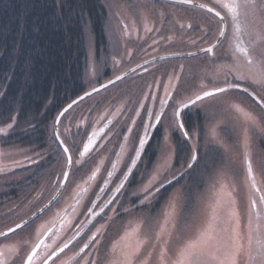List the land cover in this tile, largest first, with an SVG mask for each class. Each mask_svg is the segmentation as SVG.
<instances>
[{
    "label": "flooded vegetation",
    "instance_id": "flooded-vegetation-1",
    "mask_svg": "<svg viewBox=\"0 0 264 264\" xmlns=\"http://www.w3.org/2000/svg\"><path fill=\"white\" fill-rule=\"evenodd\" d=\"M135 1L137 0H131L130 2L134 3ZM138 1H140L139 3L144 2L146 4L145 8H148L146 10L154 9L155 14L151 18H148L144 14L142 17L137 18L138 23L136 22L132 27H129V25L133 19H130V21L129 19L124 20L122 25L120 24L116 29L118 37L115 44L110 43L107 27H105L106 43H95L93 48V56L99 62H102L101 64H103L104 68L98 81H101L103 77L106 78L105 81L98 83V86L121 77V79H117L104 88H113L107 96H117L132 84L141 86L138 96L140 99H138L139 102L135 108L136 110L132 111L129 108L126 112L122 113L125 110L122 109L121 113H119V109L117 108L110 111L108 115L102 111L101 116L98 115L96 119L89 123L87 122V118L91 112L93 110L100 111L103 107H97L100 103V101H97L89 109L84 110L80 114L79 119L83 123L84 128V133L81 134L82 138L80 139L81 144L77 145L79 147L77 152L80 154L81 160H83L80 164V170L84 176H82L83 180L80 188L67 201L65 200L66 198L61 201L73 172L74 155L76 156L74 147L66 144L72 154V167L60 196L43 213L27 222L23 228H18L15 232L8 233L6 237L0 236V261H3L4 264H24L26 257L38 244L39 248L36 249V255L33 257L32 264H44L48 256L56 252L66 241L71 240L77 232L80 233L79 236L72 241L64 252L48 260V264H97L95 245L100 238H102V242L106 240V234H104L106 231L101 224L107 220L110 211L118 213L119 211H127V208L131 209V206H127L124 201L131 194L134 187H138L141 181L149 179L152 169V144L157 139V145H159L160 141L162 142V119L166 111L169 110L168 106L170 102L175 99V96L182 94L181 90H183L182 87L184 86L182 75L185 72L182 65L184 64L177 63V60H161L169 57L196 56L202 52H206L211 57L210 61L219 59L222 52V58L229 60V57L232 54L234 55L233 46L236 43H240L242 47L250 48L255 53L254 56L256 55L257 57H260V51L264 50V19H262L264 10L258 9L254 13L249 10L247 18H241L242 31L240 39L237 40L235 25L231 17L226 15V10L218 9L215 6L207 4L204 0H192L209 5L224 14L226 23L225 35L216 44L221 36V31H223L224 22L222 23L220 18L215 16V12L208 11V8L184 1H175L184 6H168V4H162L160 0L152 2L147 0ZM126 2H129V0H126ZM257 4H264V0H257ZM199 9L212 13L218 22L220 21V30L217 27L215 17H211L213 22L210 28L200 32L194 23L199 18ZM120 36L122 37L120 38ZM233 36H235L234 39ZM198 40L203 45L190 49ZM179 47L186 51L178 53L176 48ZM218 48H221L220 51ZM205 49H211V51H204ZM167 51L171 52L167 53ZM153 54L155 55L154 58ZM207 61L209 60H204V62ZM243 67L245 71L242 74L248 71L244 64ZM253 71H258V66L255 64L253 65ZM169 72L175 73V79L172 84L170 82L171 85L169 84V76L167 75ZM254 79L236 80L232 77L228 78L227 82L221 87H226L232 90V92H237L243 101L245 99L246 102H249L258 109L260 106H258L253 96L249 95V93H254L256 97L260 98V90L263 89L264 84H256ZM232 84L239 85V88L230 87ZM244 88H247L248 92L242 91ZM166 90L171 95L167 107L161 106L154 110L152 104L153 98L157 97V99L164 101L167 99ZM187 102H184V104ZM182 105L180 104L178 107ZM194 107L195 105H191L182 111L184 128L180 129L183 133L185 130L187 131V137H190V132L199 130L200 116L203 115L202 109ZM70 111L71 109L62 116L58 126L63 125V120ZM159 113H163V115L160 117V123L156 124L155 118ZM121 116H124V125H121L120 133V130L118 131V127L116 128V126L117 121H121ZM57 117L53 122L51 137L55 136L58 139L56 133ZM102 120L103 122L101 123ZM76 121L77 118L74 120V123ZM144 126H149V139L143 149L140 150L139 157H137L136 150L139 147V140L129 146L128 137H131L135 132L139 133V137H143ZM70 127L72 129L68 133H71L74 144L76 143L75 136L72 134L74 127L72 125ZM12 128H14L13 124H0V129L4 130L0 131V233L32 217L35 212L42 208L59 190L68 165L66 154V168L56 190L55 184L51 183L50 180L43 183L44 188L40 186L38 179L29 187L30 173L37 174L41 163H50L52 145L49 141L51 138L44 147H41L38 138L33 139L32 143L16 138L18 134L12 131ZM61 132H59L60 137ZM78 132H81V130H78ZM93 132L96 133L95 137H92ZM178 136L182 135L176 131L173 140L175 148V139ZM89 137H92V141L95 139L96 142L85 152L84 146L88 145ZM125 137H127V140H125ZM118 138L120 139L117 140ZM63 141L66 143L64 139ZM126 146H129L127 151L125 149ZM29 148H32V152H29ZM133 160L136 161L134 167L132 166ZM113 164H115V168H113ZM173 165H176L175 159ZM97 168H99V172L96 174L95 179L89 180V177L92 176V173ZM130 168L131 172H129ZM108 172H112L111 177L108 176ZM125 176H127L126 181L124 180ZM31 178V181H33V177ZM174 179L177 180L176 177ZM174 179L171 181L173 182ZM105 180L109 182L105 184ZM122 181L124 182V187L117 193L115 189ZM168 183H164L159 190L165 192L169 185ZM45 185H47V188ZM101 188L104 189L103 192L100 191ZM51 191H53V195L49 199ZM142 195L145 197L146 194ZM98 197L99 200L97 199ZM113 197H115V200L104 207V211L89 223L90 216L88 209L92 207V203H97V207L93 211H99V207ZM60 201L62 203H59ZM77 201L79 202L77 203ZM72 206H74L75 210H73ZM138 207H149V204L144 202L138 205ZM97 229L100 230L97 240L89 243L92 234L96 233ZM108 242H110V239L106 243L108 244ZM85 244L89 246L84 248ZM81 248H84L83 252H81Z\"/></svg>",
    "mask_w": 264,
    "mask_h": 264
},
{
    "label": "rangeland",
    "instance_id": "rangeland-1",
    "mask_svg": "<svg viewBox=\"0 0 264 264\" xmlns=\"http://www.w3.org/2000/svg\"><path fill=\"white\" fill-rule=\"evenodd\" d=\"M101 1L107 10L106 27L111 44L116 43L118 37L116 29L120 24L122 25L124 20L129 19L130 21V19H133L129 25V27H132L136 22L138 23L137 18L142 17L144 14L148 18L155 14L154 9L146 10L148 9L145 8L146 4L144 2L139 3L138 0L134 3L130 2L131 0L129 2H126V0ZM147 1L152 2L155 0ZM204 1L220 9L216 4V0ZM161 3L168 4V6H184L181 3L169 0H162ZM198 12L199 18L194 23L198 27L197 29L202 32L210 28L213 22L211 17L214 18L215 16L202 9H199ZM262 17L264 19V16ZM215 20L220 30V21L218 22L216 17ZM217 32L216 34H218ZM87 36L88 65L85 78L88 91L97 87L98 83L105 81L106 78L103 77L102 80L100 79L101 81H98L104 68L102 62H99L93 56L95 40L90 28L87 30ZM234 38L235 36H233ZM201 45L203 44L198 40L190 49ZM220 49L218 48L219 51ZM176 50H178V53L186 51L180 47ZM170 52L167 51V53ZM262 54H264V50L260 51V56ZM222 57L223 52L219 59L210 61L211 57L206 52H202L196 56L169 57L161 60H177V63L184 64L182 65L185 71L182 75L184 81L182 94L175 96V99L170 102L169 110L166 111L162 119V142L160 141L157 147V155L152 163L149 179L141 181L138 187H134V190L132 189L131 194L124 201L127 206H131V209L127 208V211H119L118 213L110 211L107 220L102 222L101 225L106 231L104 233L106 234V240L102 242V238H100L95 245L97 264H111L114 259L122 256L120 253L123 251L125 244L128 245L137 241L139 247L126 260V264H176L179 252L188 243H195L199 248L211 249L219 255L226 250V247L233 241L237 233L238 239L241 238L239 243L247 249L250 222L252 228L251 254L256 255V241L258 239L264 240V201L260 200V197L264 196V108H255L245 99L243 101L237 92H232L230 89L206 97L198 101L194 107L203 111L201 116L203 135L198 140L199 130L190 132V137H188L193 150L190 151L187 162L184 159L183 162L177 160V151L173 144L176 131L180 135H184L174 117L176 108L206 90L221 87L227 82L228 78L242 75V72L245 71L242 59H237L235 51L234 55L232 54L229 57V60ZM255 57L257 56L255 55ZM204 60L209 61L204 62ZM167 75L169 76V84L170 82L172 84L175 73L169 72ZM112 89V87H108V89L97 91L84 101L73 105L71 111L64 118L63 125L59 126V132L62 129L61 137L67 145L73 146L74 152H76L73 172L61 201L65 198L67 201L80 188L83 180L82 176H84L80 170V164L83 160L77 152L79 148L77 145L81 144V134L84 133L83 123L79 119L80 114L97 101H100L97 107H103L100 111L93 110L91 112L87 118V122L90 123L98 115L101 116L102 111L108 115L110 111L118 108L119 113L122 109H125L122 112L124 113L129 108L134 111L138 105L140 85L132 84L117 96H107ZM259 95L261 99H264V87L260 90ZM161 102L162 100L157 99V97L153 98L154 110L162 106ZM247 112L249 115H253L254 120L251 121V117L247 116ZM76 118L77 121L74 123ZM120 118L121 121H117L116 126L118 131L121 125H124V116ZM69 125L74 127L72 133L76 139L74 144L71 133H68L72 129ZM78 130H81V132H78ZM138 137V132L128 137V145L131 146L133 142H137ZM129 146L125 147L126 151ZM209 146L213 150L218 148L219 153L213 157V164L208 168L209 173H207L203 185H197L193 197L194 201L191 205L188 204L185 195V177L179 180L178 183L167 187L165 192L157 191L164 183L169 182L168 184H170L172 179L180 177L182 171L192 163L197 149L206 152ZM29 152H32V148H29ZM174 159L176 165H173ZM249 162L251 164V174L249 173ZM253 179L255 188L253 187ZM150 183L152 185L150 195L145 200L142 195L144 194L143 189L149 186ZM256 189H259V191H256ZM61 201L59 203H62ZM252 201H256L255 210L252 208ZM144 202L148 203L149 207H138ZM108 239H110V242L107 244ZM260 259V257H257L256 260L251 261V264H260ZM204 264H213V262L206 258ZM237 264H250L249 257L245 255L242 258H237Z\"/></svg>",
    "mask_w": 264,
    "mask_h": 264
},
{
    "label": "trees",
    "instance_id": "trees-1",
    "mask_svg": "<svg viewBox=\"0 0 264 264\" xmlns=\"http://www.w3.org/2000/svg\"><path fill=\"white\" fill-rule=\"evenodd\" d=\"M106 21L101 0H0V124H13L12 131L22 141L32 143L38 138L41 147L51 138L50 163L43 162L37 174L30 173L29 187L37 179L43 188L47 180L55 184V190L59 186L67 158L58 139L51 137L53 122L65 105L86 91L87 30L91 29L95 43L105 44ZM157 140L152 144V163ZM175 142L177 160L187 162L193 150L190 139L182 135ZM214 150L211 146L207 153L197 149L196 161L168 185L185 177L189 205L219 153L218 148Z\"/></svg>",
    "mask_w": 264,
    "mask_h": 264
},
{
    "label": "snow or ice",
    "instance_id": "snow-or-ice-1",
    "mask_svg": "<svg viewBox=\"0 0 264 264\" xmlns=\"http://www.w3.org/2000/svg\"><path fill=\"white\" fill-rule=\"evenodd\" d=\"M185 2H190V0H185ZM216 4L223 10H226V15L230 16L235 28H236V39H240V33L242 31L241 29V18L244 17L245 19L247 18V15L249 13V10H251L253 13L256 10H264V4H257V0H216ZM243 10V11H242ZM208 11L212 12L214 9L209 8ZM215 16L220 18L221 22L223 23L225 21V17L221 16V13L219 11H215ZM221 36H224L225 33L224 31H221L220 33ZM234 51L235 54L237 55V59H242L243 64L245 67L248 69V71L242 75L235 76L234 79L236 80H252L254 79V82L256 83H264V54H262L259 58L254 56V53L250 48L248 47H242L240 43L234 44ZM204 51L210 52L211 49H205ZM258 66V71H253V65ZM117 79H121V77H117ZM178 79V78H177ZM232 88H239V85L237 84H232L230 85ZM227 88H217L215 91H205L203 95H197L195 99H190L188 103L183 104L182 108L177 107L176 111L174 112V117L176 118V123L179 128L183 129L184 124L183 122L179 119L180 117V112L184 108H189L191 105H195L198 101L203 100L205 97L213 96L216 95L217 93L220 92H225L227 91ZM244 92H248L247 88L242 89ZM88 95H91L89 93ZM249 95L253 96L254 100L257 102L258 106L261 108H264V99H260L255 96L254 93H249ZM166 97L164 101H162V107H167L168 100L171 99L170 93L166 90ZM83 99V98H81ZM74 103H76L74 101ZM71 105H69V108ZM67 111V109H65ZM63 115V113H61ZM163 115V113H159L156 118H155V123L159 124L160 123V117ZM59 121H57L58 123ZM143 126V125H142ZM11 127V125H9ZM0 131H4L0 129ZM130 131V130H129ZM96 133H92V137H95ZM184 135L187 137L188 133L185 130ZM92 137H89V143H92ZM139 139V147L136 150L137 157L140 155V150L143 149L144 145L148 142L149 139V126H144V135L143 137H138ZM125 140H127V137H125ZM61 144L63 142L61 141ZM64 152L68 153V148L64 147ZM88 146H84V151H88ZM195 158V157H194ZM68 162L71 164L72 158L71 155H68ZM102 163V161H101ZM136 161H132V166H135ZM189 167H191V164H189ZM113 168H115V164H113ZM99 172V168L96 169L92 173V176L89 177V180L95 179L96 174ZM129 172H131V168L129 169ZM249 173L251 174V164L249 162ZM108 176H112V172H108ZM124 180H127V176L124 177ZM109 181L105 180V184H107ZM151 183L149 186L145 187L143 189V192L146 194L145 199H148V196L150 195V188H151ZM124 187V182L122 181L120 185L115 189L117 193L120 192V190ZM253 187L255 188V181L253 179ZM159 189H157L158 191ZM101 192L104 191L103 188L100 190ZM256 191H259V189H256ZM57 197H54L53 200H56ZM99 200V197L97 198ZM115 200V197H113L111 200L106 201L103 205L99 207V211H93L97 207V203H92V207L88 209L89 211V223H91L92 219H95L96 216L100 215L104 211V207H106L108 204H111ZM261 201H264V196L260 197ZM79 201H77L78 203ZM91 203V202H90ZM73 210L74 209V206ZM256 207V201H252V208L255 210ZM47 208V206H45ZM41 212H44L45 209H40ZM67 211V210H65ZM24 225H17L16 228H23ZM16 229H9V232H15ZM100 230L97 229L96 233H93L89 243H92L93 241L97 240V236L99 235ZM79 232L76 233L72 237L71 240L66 241L62 247L58 248L56 252H53L50 256L47 257V259L44 261V264H48V260H51L54 256H57L59 253L64 252L66 248L69 247V245L72 243L73 240L76 239L77 236H79ZM8 233H0V236H7ZM248 248L246 249L244 245L239 243L238 239V233L237 235L233 238V241L226 247V250H224L221 254L217 255L215 252H213L211 249H204V248H199L195 243H188L184 249H182L177 257V262L176 264H204L205 259H210L213 264H237V258H242L243 256L247 255L249 257V261L251 264V261H254L257 259V257H260V264H264V240H257L256 241V255H252V228H251V222L249 225V233H248ZM89 245L85 244L84 248H87ZM39 248V244L35 246L33 251L26 257L24 264H32L33 257L36 255V249ZM84 248H81V252L84 251ZM0 264H4L3 261H0Z\"/></svg>",
    "mask_w": 264,
    "mask_h": 264
},
{
    "label": "water",
    "instance_id": "water-1",
    "mask_svg": "<svg viewBox=\"0 0 264 264\" xmlns=\"http://www.w3.org/2000/svg\"><path fill=\"white\" fill-rule=\"evenodd\" d=\"M175 1H184L185 2V0H175ZM187 3H191V4H196V5H200V6H204V7H206V8H211V9H213L212 7H210L209 5H204V4H202V3H199V2H196V1H192V0H190V2H187ZM215 11H217V10H215L214 9V11L213 12H215ZM221 16H223L222 14H221ZM223 31H224V33H225V31H226V23H225V21H224V27H223ZM222 37L223 36H220V38H219V40L216 42V44H218L219 43V41L222 39ZM212 49V48H211ZM117 80V78H115V79H113V80H111V81H109V82H107V83H104V84H102V85H99L98 87H96V88H94V89H92V90H89V91H87V92H85V93H83L82 95H80L79 97H77L76 99H74L72 102H70L68 105H66L64 108H63V110L59 113V115H58V117H57V121H59L60 122V119L62 118V116L70 109V108H72V106L73 105H75L76 103H78L79 101H81V100H83V99H85L87 96H89L88 94L89 93H91V95L93 94V93H95V92H97V91H99V90H101V89H103V88H105V87H107V86H109L110 84H112L114 81H116ZM222 88H226V87H222ZM208 91H215V89H212V90H208ZM203 95V93L201 94V96ZM81 98H83V99H81ZM195 99V98H194ZM74 101L76 102V103H74ZM69 105H71V107L69 108ZM183 106V105H182ZM182 106H181V108H182ZM65 109H67V111H65ZM184 109H186V108H184ZM183 109V110H184ZM182 110V111H183ZM182 111L180 112V117H179V119L182 121ZM61 113H63V115H61ZM59 122L58 123H56V133H57V135H58V139H59V141H60V143H61V141L63 142V144H61L62 145V147H63V149H64V147H67L68 148V153H66L67 154V157H68V155H71V158H72V154H71V152H70V149H69V147L64 143V141H63V139L59 136V126H58V124H59ZM183 122V121H182ZM95 142H96V140L94 139L93 141H92V143H88V148H90V147H92L94 144H95ZM91 144V145H90ZM194 157L195 158H193V161H192V163L191 164H193L195 161H196V159H197V151H196V153H195V155H194ZM71 167H72V162H71V164H69V162H68V165H67V169H66V172H65V175H64V178H63V180H62V183H61V186H60V188H59V190L56 192V194L42 207V208H40V209H47L49 206H51L57 199H58V197L60 196V194H61V192H62V190H63V188H64V186H65V184H66V181H67V179H68V177H69V174H70V171H71ZM54 197H57V199L56 200H53V198ZM45 206H47V208H45ZM40 209L34 214V215H32V217H30V218H28V219H26V220H24L23 222H21L19 225H25L27 222H29L30 220H32L33 218H35V217H37L39 214H41V213H43V212H41L40 211ZM17 226V225H16ZM16 226L15 227H13V228H11V229H18V228H16ZM3 233H10L9 232V230H7V231H5V232H3Z\"/></svg>",
    "mask_w": 264,
    "mask_h": 264
},
{
    "label": "bare ground",
    "instance_id": "bare-ground-1",
    "mask_svg": "<svg viewBox=\"0 0 264 264\" xmlns=\"http://www.w3.org/2000/svg\"><path fill=\"white\" fill-rule=\"evenodd\" d=\"M89 96H87L85 99H87ZM245 114H246V112H245ZM245 116V115H244ZM247 116L248 117H251V121L252 120H254L253 119V115L251 116V115H249L248 114V112H247ZM62 146V145H61ZM63 148V147H62ZM223 190V189H222ZM221 190V191H222ZM220 191V192H221ZM129 234V233H128ZM128 238V237H127ZM241 239V238H240ZM239 239V240H240ZM138 247H139V243H138V241L137 242H135V243H129L128 245H126L125 244V247L123 248V251L120 253V255H122L120 258H118V259H114L113 260V262L111 263V264H126V260L128 259V258H130L131 257V255L136 251V249H138Z\"/></svg>",
    "mask_w": 264,
    "mask_h": 264
}]
</instances>
